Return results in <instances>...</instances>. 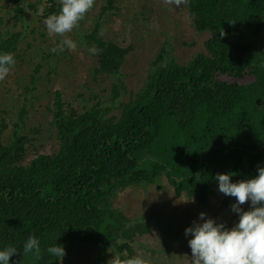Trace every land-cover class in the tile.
I'll list each match as a JSON object with an SVG mask.
<instances>
[{
  "label": "trees",
  "instance_id": "1",
  "mask_svg": "<svg viewBox=\"0 0 264 264\" xmlns=\"http://www.w3.org/2000/svg\"><path fill=\"white\" fill-rule=\"evenodd\" d=\"M113 2L105 0L101 12ZM58 5L45 0L42 16ZM186 8L194 29L209 32L205 52L179 63L160 51L127 100L121 80L107 100L82 111L55 90L50 110L58 148L51 154L22 164L26 139L16 133L7 144L0 140V247L16 248L10 261L57 264L45 251L54 243L63 246V258L80 243L100 255L134 256L135 238L158 223L125 216L113 204L119 191L164 177L175 195L204 206L215 192V173L245 179L264 164V48L238 38L243 28L263 30L264 0H186ZM83 36L99 50L93 73L117 74L127 50L105 39L98 21ZM21 37L3 27L0 15V52L18 54ZM116 107L118 114L109 113ZM30 234L40 241L39 256L22 252Z\"/></svg>",
  "mask_w": 264,
  "mask_h": 264
},
{
  "label": "rangeland",
  "instance_id": "2",
  "mask_svg": "<svg viewBox=\"0 0 264 264\" xmlns=\"http://www.w3.org/2000/svg\"><path fill=\"white\" fill-rule=\"evenodd\" d=\"M104 2L94 0L77 26L61 36L49 35L43 24L45 17L37 15L45 0H0L3 27L22 33L18 54H11L16 63L0 80V140L7 144L16 133L26 139L22 164L36 154H51L58 148L50 110L55 90L65 105L82 111L97 99L107 100L112 84L121 80L125 86L121 95L127 100L141 87L160 51L165 50L166 58L171 56L179 63L205 52L209 32L194 29L186 0L179 6L165 0H114V7L101 12ZM96 21L105 39L127 50L117 74L93 73L96 60L88 52L83 35ZM262 29L252 34L243 28L238 38L264 48V26ZM64 38L73 40L76 48L51 51ZM118 112L116 107L109 113ZM216 189L217 185L204 206L184 194L175 195L164 177L153 184L119 191L113 204L125 216L152 217L158 223L135 238L134 256H142L147 264H190V236L186 238L183 230L198 213L204 212L206 217L229 227L236 220L229 208L234 197L224 202V194ZM242 207L246 209L247 202ZM111 256V250L100 255L94 246L80 243L57 264H107Z\"/></svg>",
  "mask_w": 264,
  "mask_h": 264
},
{
  "label": "clouds",
  "instance_id": "3",
  "mask_svg": "<svg viewBox=\"0 0 264 264\" xmlns=\"http://www.w3.org/2000/svg\"><path fill=\"white\" fill-rule=\"evenodd\" d=\"M58 11L47 15L43 24L49 35H61L70 32L84 18L93 6L94 0H58ZM179 6L184 0H165ZM37 10V15L42 14ZM75 49L76 43L64 38L51 51ZM98 49L89 47L90 54H97ZM16 63L10 53L0 52V80H3ZM234 173H215L217 191L225 196L234 197L229 208L236 220L229 227L223 222L206 217L200 212L191 224L184 228L187 245L190 249V264H264V164L255 169V175L245 179L232 180ZM247 202V208L242 206ZM40 241L29 235L22 248L24 254L39 256ZM48 256L60 261L65 255L62 245L54 243L45 249ZM16 248L0 247V264H16L10 261ZM107 264H147L140 255L124 257L112 252Z\"/></svg>",
  "mask_w": 264,
  "mask_h": 264
}]
</instances>
